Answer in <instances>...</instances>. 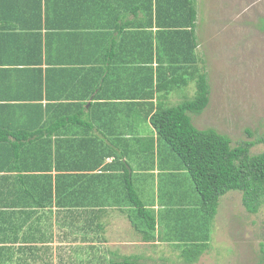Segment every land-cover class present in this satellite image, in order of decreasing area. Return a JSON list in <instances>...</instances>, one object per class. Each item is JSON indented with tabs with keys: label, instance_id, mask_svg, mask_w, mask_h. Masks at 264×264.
Returning a JSON list of instances; mask_svg holds the SVG:
<instances>
[{
	"label": "crops",
	"instance_id": "crops-1",
	"mask_svg": "<svg viewBox=\"0 0 264 264\" xmlns=\"http://www.w3.org/2000/svg\"><path fill=\"white\" fill-rule=\"evenodd\" d=\"M157 7L183 2L0 0V132L37 134L0 139V264H65L75 251L106 249L102 237L99 247L88 241L98 239L95 229L106 234L109 211L136 214L126 170L143 206L160 214L159 227L168 210L151 194L155 170L142 168L155 138L145 111L157 101L156 74L182 71L179 62L197 70L200 55L197 15L185 62L179 48L167 49L182 40L171 43L157 27Z\"/></svg>",
	"mask_w": 264,
	"mask_h": 264
},
{
	"label": "rangeland",
	"instance_id": "rangeland-1",
	"mask_svg": "<svg viewBox=\"0 0 264 264\" xmlns=\"http://www.w3.org/2000/svg\"><path fill=\"white\" fill-rule=\"evenodd\" d=\"M197 4V68L207 75L209 100L202 113L190 115L192 124L227 136L231 146L255 140L264 134V0H197ZM179 90L170 98L172 106L191 99L194 84ZM262 148L255 145L250 153L258 154ZM152 154L142 168L155 170L150 174L151 194L157 193L168 210L164 216L168 218H158L154 238L145 242L142 221L137 220L138 228L132 224L135 211L128 219L125 209L117 207L108 213L106 234L95 229L98 239L89 237L96 247L100 237L105 239L106 249L98 248L95 257L90 252L80 257V251H75L70 254L73 260L65 264H78L75 259L80 258L83 264H99L103 258L127 255L138 256L144 264H187L180 256L185 245L204 246L191 264H264V203L249 213L241 193L228 192L209 219L176 158L157 141ZM156 211L155 218L160 217Z\"/></svg>",
	"mask_w": 264,
	"mask_h": 264
},
{
	"label": "trees",
	"instance_id": "trees-1",
	"mask_svg": "<svg viewBox=\"0 0 264 264\" xmlns=\"http://www.w3.org/2000/svg\"><path fill=\"white\" fill-rule=\"evenodd\" d=\"M181 1L183 7L180 9L172 8L167 11L157 7L155 17L157 27L170 31L171 37H174L171 43L182 40L181 45L175 47L166 45L167 49L179 48L182 53L188 47H195L194 31L197 14L192 0ZM182 55L184 61L189 62L186 56L190 53L185 52ZM175 61L172 62L173 65ZM182 63L179 62L177 66L182 71L174 72V69H166L163 76L156 74V82L150 93L154 91L158 95L157 101L155 104L150 103V109L145 111V120L148 121V126L155 135L154 139H149V150L153 151L154 143L157 141L176 158L178 165L188 174L200 200V210L207 218L214 217L219 200L228 192H240L245 210L255 213L264 203V134L255 140L242 141L236 146H231L229 138L214 129L196 128L192 124L190 115H198L206 107L209 100V84L205 71H200L198 68L196 70L194 66L190 71ZM191 63L194 62L187 65H192ZM189 82H193L195 89L191 99L182 100L174 106L166 101L169 93H178L179 89L186 87ZM68 123H70L69 119L62 120L49 126L44 132L38 131V134L49 136L52 130L64 127ZM36 135V132L19 135L0 132V139L12 136L21 143L22 137L25 141ZM258 144L262 145V151L251 154V148ZM130 175L126 170L124 178L122 177L124 191L128 202L136 212V217L145 227L142 231L143 239L149 242L154 238L153 233L156 231L155 216L143 206ZM132 224L135 228L139 226L134 220ZM203 247L185 245L180 250V256L185 263L191 264L201 255ZM102 254L105 255L103 252L99 255ZM75 260L78 264H83V258ZM139 260L136 255H127L112 260L109 257L107 260L103 258L99 264H144Z\"/></svg>",
	"mask_w": 264,
	"mask_h": 264
}]
</instances>
